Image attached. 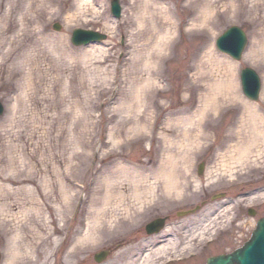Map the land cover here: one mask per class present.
Wrapping results in <instances>:
<instances>
[{
	"label": "rangeland",
	"instance_id": "obj_1",
	"mask_svg": "<svg viewBox=\"0 0 264 264\" xmlns=\"http://www.w3.org/2000/svg\"><path fill=\"white\" fill-rule=\"evenodd\" d=\"M92 1L93 5L80 7L79 0H0V62L7 58L0 66V102L5 109L0 118V171L14 177L13 169L23 163L32 178L31 184L11 185L28 186L30 194L0 200L7 205L0 221L8 224L6 231L0 228V264L8 258L7 264H40L38 245L45 233L66 240L65 248L54 252L48 264H97L92 255L104 249L112 254L100 264H122L129 254L122 258L118 252L145 241L143 227L160 217H168L166 229L172 235H159L157 245H151L157 249L151 264L187 259L198 252L200 257L179 263L205 264L207 257L234 250L264 217V152L259 157L250 153L242 165L224 163L229 156L225 134L241 125L246 105L264 116V68H260L264 44L254 61L246 60L253 42L264 41V0H155V7L149 2L151 12L142 19L138 0H117L119 18L111 13L112 0ZM159 6L167 8L161 20ZM199 12H206L204 20H196ZM54 24L59 30H53ZM231 26L241 28L248 38L239 61L215 47V40ZM166 27L169 38L164 43L160 35L165 36ZM74 29L95 31L104 38L92 50L75 47L70 42ZM216 55L234 64L236 91L243 102L237 99L223 106L217 127L195 149L170 150L167 141L178 142L183 136L164 131L169 114L187 101L195 109L200 106L208 76L210 82L221 76L219 65L210 62ZM246 67L262 83L257 102L248 101L240 91L239 74ZM148 73L155 86L145 89L151 100L145 111L136 97L145 88ZM157 88L163 92L156 94ZM168 152L178 158L172 185L173 181L157 183L154 176ZM201 163L205 165L198 175ZM140 165L146 181L141 178L138 185L155 190L130 197V174L124 169ZM108 190L118 196L103 206ZM122 193L124 200L118 198ZM222 193L223 200L211 201ZM203 202L199 212L176 216ZM98 207L105 220L96 223L95 230L105 227L106 233L87 244L78 243L89 258L65 261L63 255L76 249L88 222L93 225ZM249 208L255 210L253 216L247 214ZM63 212H68L66 221ZM14 235L19 245L12 244Z\"/></svg>",
	"mask_w": 264,
	"mask_h": 264
},
{
	"label": "bare ground",
	"instance_id": "obj_2",
	"mask_svg": "<svg viewBox=\"0 0 264 264\" xmlns=\"http://www.w3.org/2000/svg\"><path fill=\"white\" fill-rule=\"evenodd\" d=\"M50 1V0H48ZM102 2V0H100ZM133 1V0H132ZM135 1V0H134ZM141 3V7H140V17L141 19L146 16L149 15L151 12V7L149 6V2H152V7L154 8L155 6V0H138ZM93 5V1L92 0H79V6L83 7V5H87L90 3ZM138 2V3H139ZM134 3V2H133ZM136 3V2H135ZM154 3V4H153ZM194 4V3H192ZM167 8H165L164 6H159V9H157V13H159V17L160 20L162 18H165L164 16H167V10H165ZM194 9V8H191ZM198 16H196V20L197 19H202L204 20L205 16H206V12H199V14H197ZM167 19V17H166ZM164 19L165 23L161 22L163 25L167 24V20ZM141 22V20H140ZM142 24V22H141ZM235 28L234 26H231L229 28H227L226 30ZM166 30V34L165 36L160 35L161 39L164 40V43L168 40L169 38V31L168 28H165ZM241 29V28H238ZM55 30V28L53 29ZM224 30V31H226ZM243 31V30H241ZM93 33H97V32H93ZM99 34V33H97ZM101 35V34H99ZM103 36V35H101ZM72 37V34L70 36V38ZM104 38V36H103ZM159 38V39H160ZM245 46L244 48L246 49L247 43H248V38L245 34ZM264 39V33H262V38ZM103 40V39H102ZM65 42V39L63 40ZM97 42V41H95ZM95 42L88 44L87 47H90L89 50H92L93 48H95L94 44H96ZM61 43V44H60ZM59 44L61 45L60 47L62 48L63 52L66 55H70L71 50L66 46L63 45L62 42H60ZM262 43L264 44V41L262 42V40H255L253 42V45L251 47V49H249L250 51L247 53V59L246 60H251L254 61V59L257 58V56L260 55V46L262 45ZM261 44V45H260ZM156 46V44L154 45ZM158 46V45H157ZM15 52V51H14ZM13 52L9 53L7 55V57H9V55H11ZM151 54L149 53L148 57ZM243 52L241 54V58H242ZM152 56L150 58H147L145 60V62H149V60L151 59ZM6 59H2V61L0 62V66L3 65L6 61ZM212 64L211 65H219V67L222 69V71H220V79L219 80H214L212 82H210L211 77L210 75L208 83H205L202 87H201V92L202 93V98L200 101V106L196 107V109L187 102L184 103L185 107H182L181 110H174L171 111V115L170 119H168V122L165 125V132H169L172 133L173 131L176 132L177 134H181L183 136V140L181 141H167V148L170 147V150H173V147H179V148H186L189 150L195 149L200 141L204 140L206 138V135L208 134L209 131H211V129H214L217 127L218 125V121H220L221 117L219 115H221V112L223 111V106L225 105H229L231 104L233 101H236L237 99H239V101L243 102L242 100H240V98L238 97V93L236 91V86H235V67L234 64H231L229 61H226V59H224L223 57H220L219 55L213 56V60L210 61ZM256 62V61H255ZM223 66V67H222ZM218 67V66H217ZM260 68H264L263 66H260ZM211 74V73H208ZM261 83V80H259ZM155 82H153V77L152 75H150V73H148V76L145 79V83H143L142 85H146L145 88L141 91H139V93L137 94L138 96L136 97L137 101L139 104H143L142 106L144 107V110L146 111V108H148V105L146 102L151 103V100L149 98V94L148 91H146V87L149 85L151 86H155L154 85ZM140 87V86H139ZM262 87V83L260 85V88ZM160 88L156 89V94H158L159 92H163V90H160ZM198 90V88H197ZM147 92V93H146ZM151 97V96H150ZM141 102V103H140ZM183 104V103H182ZM246 105V103H243ZM141 110L142 107L139 106ZM168 106L167 109H170ZM230 108H232L233 106H229ZM143 110V109H142ZM144 110L142 112H144ZM245 114L244 116H242L241 120V125L239 127H235L230 128L229 131L225 134L226 136V143H229V145H227V149L229 152V156H228V163L224 162L226 165L230 166L231 165H235L238 164L242 165V161H248V156L251 154L252 157H254L255 154H257V157H259V153L261 152V154L264 152V116L261 114H258V110L256 109V107H253L252 105H246L245 107ZM178 114H177V113ZM180 112V113H179ZM219 113V114H218ZM218 114V115H216ZM216 115V116H215ZM172 116V117H171ZM1 118V117H0ZM143 118V115H141L140 120ZM220 118V119H219ZM148 128V127H147ZM236 139V141L234 143H230L231 140L230 139ZM178 144V145H177ZM263 144V145H262ZM184 148V149H185ZM189 155V154H188ZM191 153L189 156L190 158ZM256 156V155H255ZM168 157V158H167ZM166 157V162L163 164L161 163L159 168L156 171V174L154 176H156L155 178L157 179V183L158 180H162L163 184H169L170 181H173L170 183V185H172L174 183V180H170L171 178H173V176H175L176 174L173 173V168L176 167L177 164V157L173 155L172 152H168V156ZM181 158V156H180ZM179 158V159H180ZM149 163V161H146L145 163H143L144 166H147V164ZM225 164L222 163V166L225 167ZM21 169H20V168ZM19 167L14 168L13 171V175H15L14 177L6 175L4 172L0 171V200L1 199H6L9 198V196H14L18 193H31V190L28 188V186H23V187H17V188H13L11 187V185H19V184H24V185H28L32 183V178L31 175H29L28 171H27V166L23 163H21L19 165ZM141 167V168H140ZM234 167V166H232ZM140 168V169H139ZM19 169V171L17 170ZM233 169V168H232ZM228 170V169H227ZM124 171H128L130 176V197L131 196H143L145 195L148 191H152L154 192L155 187L154 188H146L144 186L138 185V182H140L141 178L142 181L143 179H146V176H144L143 172H145L144 167H142V165H140L139 167L136 166V168H129V169H124ZM146 181V180H145ZM155 185V183H154ZM111 190H108V194L104 201V205L106 206L108 204V202L110 203V201L108 199L110 198H114L115 193H110ZM110 193V194H109ZM123 195L119 194V199L124 200L126 195H124V193H122ZM220 195V194H218ZM128 196V195H127ZM213 197H218V196H213ZM117 198V197H116ZM75 198H73V203H71V208L72 205L74 204ZM68 202H69V198H66V201L64 202L65 206L64 208H67L66 206H68ZM93 203V201H92ZM91 203V204H92ZM204 203V202H203ZM98 204V203H96ZM92 206H96L94 204H92ZM4 209H7V205L6 204H2L0 203V213L4 212ZM196 209V208H194ZM193 209V210H194ZM103 209L101 207H98L97 209H95V211L93 212L94 214V222L93 225H91V222H88L87 227L85 228V230L83 231V235L82 238H78L76 240V249L72 248V253L71 251L66 252V254L63 255V257H65V261H68V259L71 258H78V259H82L83 256L85 258H89L86 257L87 252L84 251H79V248L81 249L80 246H77L81 243V241H87V243H89V241H93L97 234L99 235V237L101 236V234H105L107 228L102 227L103 229L100 231L95 230V225L97 224H103L104 220H105V215L103 214ZM189 210L186 211H180L176 213V216H178L179 213H184V212H188ZM200 210H196L194 212V214L196 212H199ZM65 212H63L62 215V220L66 221L68 218V212L67 214H65ZM1 215V214H0ZM191 215V214H190ZM12 216V215H10ZM189 216V215H186ZM185 217V216H184ZM157 219H166V217H160V218H156L154 220ZM264 219V217H263ZM7 226L8 224L4 221L1 222L0 221V228L2 231H6L7 230ZM147 226V224L143 227L144 231H147V228H145ZM145 228V229H144ZM60 230V229H59ZM165 228L160 234L155 235V236H151V234L147 235L146 240L141 242L140 244L135 245H131L128 249H124L118 252L117 256L119 257H126L127 254H129L128 257H126V260L124 259V263L122 264H151L152 263V259L155 258L156 254H157V249L155 247H151V245H157V238L160 235L161 238L163 237H170V235H172L171 230H167ZM55 232V231H54ZM166 235V236H165ZM250 238L251 236H249V238L245 241V243H241L240 246L236 247L234 250H230V251H225V253H219L216 254L215 256H210L207 257L205 260V264L208 258L211 257H216L221 256V255H230L235 253V251L237 250H242L244 245L248 242L250 243ZM12 241H13V245H19V238L18 235H14L12 236ZM65 242L63 238L59 236V238H51V235H49L48 233H45L42 237H40V242L39 245L42 249V253L40 256V260L39 263L40 264H48L50 262V259L53 255L54 252H58L60 248H65ZM79 243V244H78ZM144 243L146 245L149 246H144ZM85 244V246H86ZM149 248V249H148ZM144 249V250H143ZM106 253V257H109V254H112V251H107L106 249L104 250H100L98 252H96L94 255H92L93 260L96 259V256L100 255L102 253ZM134 252V253H133ZM27 255H30V250L28 249ZM35 255V253H34ZM200 253H191L189 255L188 258L190 257H200ZM36 256V255H35ZM105 257V258H106ZM175 258V257H174ZM10 260V258H8ZM8 259L5 261L4 264H7ZM176 261L179 262H185L184 258H178ZM11 260L8 262L10 263ZM33 262V261H31ZM167 263H169V260H166ZM176 262V263H179ZM69 263V262H68ZM102 263H105V259H103ZM25 264V263H23ZM28 264V263H27ZM100 264V263H98ZM170 264H175V263H170ZM180 264V263H179Z\"/></svg>",
	"mask_w": 264,
	"mask_h": 264
},
{
	"label": "water",
	"instance_id": "obj_3",
	"mask_svg": "<svg viewBox=\"0 0 264 264\" xmlns=\"http://www.w3.org/2000/svg\"><path fill=\"white\" fill-rule=\"evenodd\" d=\"M111 13L115 18L120 16V6L117 0L111 2ZM55 30H59V26L56 25ZM103 36L93 33L91 31L75 30L72 33L71 43L74 46H86L89 43L100 41ZM245 34L238 28H232L226 30L217 40H215L216 49L229 56L233 60L237 61L241 59V54L244 50L246 43ZM257 74L246 68L241 70L240 81L242 92L244 96L250 101H257L259 97L260 81ZM3 114V107L0 103V117ZM202 166L199 167V173ZM199 208L184 213H179L178 217L193 214ZM251 213V212H250ZM164 220L158 219L147 225V233H158L163 228ZM250 243H246L242 250H237L230 255H221L208 258L206 264H264V219H260L256 222L255 230L251 234ZM106 253H102L101 256H96L98 263L102 262L106 257Z\"/></svg>",
	"mask_w": 264,
	"mask_h": 264
},
{
	"label": "flooded vegetation",
	"instance_id": "obj_4",
	"mask_svg": "<svg viewBox=\"0 0 264 264\" xmlns=\"http://www.w3.org/2000/svg\"><path fill=\"white\" fill-rule=\"evenodd\" d=\"M167 218V217H166ZM147 237V236H146Z\"/></svg>",
	"mask_w": 264,
	"mask_h": 264
}]
</instances>
